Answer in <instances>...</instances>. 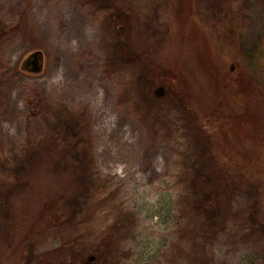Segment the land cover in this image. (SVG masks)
<instances>
[{"label":"rangeland","instance_id":"374dc122","mask_svg":"<svg viewBox=\"0 0 264 264\" xmlns=\"http://www.w3.org/2000/svg\"><path fill=\"white\" fill-rule=\"evenodd\" d=\"M218 1L213 16L200 0H136L119 8L140 19L129 29L100 0H0V162L43 135L42 102L83 116L110 181L84 208L72 184L38 170L28 196L15 192L4 263L72 243V226L49 227L73 219L106 233L85 262L264 264V0ZM35 51L37 75L21 68ZM126 214L131 237L114 255L109 229Z\"/></svg>","mask_w":264,"mask_h":264},{"label":"trees","instance_id":"16d2710c","mask_svg":"<svg viewBox=\"0 0 264 264\" xmlns=\"http://www.w3.org/2000/svg\"><path fill=\"white\" fill-rule=\"evenodd\" d=\"M100 1L104 4L100 8L103 9L107 15H112L111 17L114 15L117 21L127 24L129 29L130 26H133L131 17L134 18L135 21L137 19L140 21L135 13L130 16L126 11L119 9L121 7H133V5L136 4V0ZM200 3L207 5L206 8L208 11H211L213 16L215 15L213 13L214 9H216L217 6L221 8V2L219 3L218 0H200ZM116 34L118 37L123 38V41L127 43L126 46H130L128 42L129 38H127L123 32H116ZM127 48L129 49V47ZM130 48L132 51L135 49L134 46H130ZM136 57L139 60L141 56L137 54ZM136 57L134 59L135 61H137ZM36 108L43 116V135L38 139L27 141L22 145L20 152L16 155L13 162L10 160H5L2 163L0 162V211L3 212L0 216V242L9 239L8 232L16 223L15 206L13 202V198L17 194H15L16 190H20L19 192L24 197L28 196L29 184L33 182L34 175L41 168L44 170L48 179L51 178L54 182L72 184L75 192L73 194V200L78 203L81 199L84 203V208L87 207L88 201L91 204L93 198H98V195L103 196L110 182L108 179L100 177L96 172L92 156L91 140L83 116L71 115L70 117V113H68L64 106L49 109L45 108L42 102L39 103ZM71 123L75 124L71 126ZM68 125L71 128L70 131L67 129ZM213 185L214 187L209 188V192L212 196V200L217 202V200H219L217 198L218 193L215 190L216 185ZM190 198L192 199L191 196L189 199ZM98 201L101 202L103 200L99 199ZM184 201L187 200L184 199ZM219 205H221V203H219ZM98 206L99 204L96 203L93 208H88L86 214H89L88 211L95 210ZM72 220H64L61 223L55 221L53 222L54 226L52 223L49 228L53 230L58 229L61 235H65V226H72L76 232L74 236H71L73 242L70 244L63 242L56 249L38 254L35 257V264H71L70 261L72 259L78 260L79 264H85L84 258L91 252L90 244H87V242H89L90 238L96 240L98 238L96 237L97 235L105 237L104 235L106 233H96L91 227L85 230H77L79 225L78 223L76 224L75 220ZM133 225L132 214L120 216L115 225L109 229L115 244L112 245L108 243V246H106L107 250L112 251V253L116 255L119 252L120 243L131 237ZM66 236L67 234L65 237ZM93 251H95L99 257V251L96 249ZM96 261L95 259L91 264H95ZM0 264H6L1 259V255Z\"/></svg>","mask_w":264,"mask_h":264},{"label":"water","instance_id":"95a60500","mask_svg":"<svg viewBox=\"0 0 264 264\" xmlns=\"http://www.w3.org/2000/svg\"><path fill=\"white\" fill-rule=\"evenodd\" d=\"M21 68L24 72L30 73V74H40L43 70V55L39 51H35L22 62ZM233 69V68H231ZM154 94L157 97H162L164 94V89L162 87L156 89L154 91ZM96 257L93 255H90L87 257L85 264H91L95 261Z\"/></svg>","mask_w":264,"mask_h":264}]
</instances>
